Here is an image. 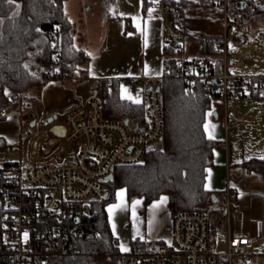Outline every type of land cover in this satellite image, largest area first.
I'll use <instances>...</instances> for the list:
<instances>
[{
  "label": "built area",
  "instance_id": "obj_1",
  "mask_svg": "<svg viewBox=\"0 0 264 264\" xmlns=\"http://www.w3.org/2000/svg\"><path fill=\"white\" fill-rule=\"evenodd\" d=\"M257 1L264 4V0ZM208 5L221 9L219 14H205L203 25L217 28L222 36L221 43L214 44L220 50L222 68L214 72V64L207 62L195 75L214 83L205 84L206 93L211 99L241 98L242 88L248 89L249 80L256 78L262 80L260 87L264 88V74H234L227 69V30H239L250 23L251 17L244 18L240 13L230 17L227 0H209ZM169 11L167 5L162 6L164 44L173 49L170 57L176 58L175 76L188 82L194 72L191 63L202 62L207 55L184 56L185 32L176 21L164 19ZM44 70L52 74L48 67ZM171 70V63L166 62L162 74L149 77L144 122L105 118L102 99L91 96L82 106L55 119L65 127V134L51 133L56 140L46 149H40L51 139L45 131L30 149L41 120L32 119L34 130L27 127L18 131L17 142L7 146L18 154V160L0 155V264H59L68 249L77 250L76 239L94 233L89 203L108 193V175L116 165L144 161L162 138L164 111L159 82L173 76ZM137 83L134 78L130 80L131 86ZM256 87L252 85L253 90ZM191 89L196 91L194 86ZM11 98L18 100L14 111L18 116L34 108L25 91H15ZM6 115L0 113V118ZM224 123L231 132L246 136L236 122L227 123L225 119ZM25 136L26 144L20 140ZM233 200L234 189L227 183L222 197L207 209L171 215L169 238L147 242L143 253L127 255L124 264H264V251L251 250V237L231 231ZM218 246L225 247L218 250Z\"/></svg>",
  "mask_w": 264,
  "mask_h": 264
},
{
  "label": "trees",
  "instance_id": "obj_2",
  "mask_svg": "<svg viewBox=\"0 0 264 264\" xmlns=\"http://www.w3.org/2000/svg\"><path fill=\"white\" fill-rule=\"evenodd\" d=\"M208 1L143 0V11L150 5L161 9L167 5L170 11L164 19L176 21L185 37L196 40L199 54L207 57L197 64L191 63L194 72L185 82L175 76L176 58L170 57L173 49L164 44V63H171L173 76L159 82L164 111L162 138L144 161L114 167L113 178L106 181L107 195L89 203L90 226L94 233L76 239L77 250L68 249L59 258V264H101L107 256L113 264H124L125 254L143 253L147 240L131 239L126 252L116 243L106 205L114 200L117 188H124L127 197L141 198L144 203L168 193L171 215L179 211L205 210L218 199L217 191L204 185L206 168L213 163V148L220 143L208 137L204 130L211 100L205 84L214 83L195 76L205 69L207 62L214 64V72L222 68L220 50L214 46L221 43L222 36L219 31L203 26L205 14H219L221 9L208 5ZM63 3L64 0H13L9 5L7 0H0V113L6 114L18 107V100L11 98L15 91H25L32 86L40 88L49 79H70L84 70L89 54L74 45L75 26L65 13ZM226 10L230 17L240 13L255 21L264 15V4L257 0H227ZM248 26H241L239 30ZM238 31L236 37H239ZM47 67L52 74L45 72ZM32 68L38 70L32 72ZM261 83L260 79H250V87L242 88L241 98L264 97ZM100 85L105 118L144 122L145 99L134 102L122 97L116 80H103ZM252 85L257 86L255 90ZM193 86L195 92H192ZM34 129L31 126V130ZM250 162L253 164L248 166L249 170L264 174V157L253 156L242 164Z\"/></svg>",
  "mask_w": 264,
  "mask_h": 264
},
{
  "label": "crops",
  "instance_id": "obj_3",
  "mask_svg": "<svg viewBox=\"0 0 264 264\" xmlns=\"http://www.w3.org/2000/svg\"><path fill=\"white\" fill-rule=\"evenodd\" d=\"M63 9L75 26L74 45L89 54L87 63L83 65L84 70L70 79H49L40 88L32 86L25 89V92L30 90L27 95L34 104V114L25 118V115L18 116L12 112L4 120L0 119L1 143H5L4 135L17 142L18 131L23 128L25 119L28 127L32 126V119L41 120L39 127L45 130L43 121L48 116L55 114L56 118H60L72 108L82 106L91 96L103 99L100 85L103 80H116L122 97H125L121 93L123 81L128 82L130 89L141 87L134 90L137 98L134 102H141L145 99L149 77L164 72L163 16L160 6L150 5L143 11V0H64ZM216 31L219 30L216 28ZM37 70L32 68L31 71ZM132 78L138 82L135 86L130 85ZM228 101L211 99L210 107L206 110L205 133L220 143L213 148V163L206 168L204 185L209 190L217 191L218 199L224 194L227 183L233 187L231 231L233 234L250 236L254 242V239L264 236V174L248 169L253 162L244 165L242 161L255 154L260 155L262 151L241 148L235 140V135L239 133L225 128L226 119L227 123L236 122L238 128L248 134L243 126L246 119H242L247 114L242 111L237 117H230ZM170 197V194L162 193L149 203L138 198V202L133 201L123 216L128 225L119 224L115 229L110 223L117 245H127L124 252L129 250L133 238L147 242L169 238Z\"/></svg>",
  "mask_w": 264,
  "mask_h": 264
},
{
  "label": "rangeland",
  "instance_id": "obj_4",
  "mask_svg": "<svg viewBox=\"0 0 264 264\" xmlns=\"http://www.w3.org/2000/svg\"><path fill=\"white\" fill-rule=\"evenodd\" d=\"M211 30L216 31V29L214 28H212ZM237 31L238 30H235L234 27H229L227 30L228 71L234 74H264V15L261 16V18H259L258 20L251 21L248 27H243L242 29H240L238 31L240 32L239 37L235 36V33ZM185 43L186 47L184 50V56L187 57L200 55L198 52L197 42L194 38L185 37ZM140 88L141 87L130 89L128 86V82L123 81L121 85V93L123 96L136 101L137 98L134 96V90ZM29 93L30 90H27L25 92V95L30 100V96H28ZM16 110L17 108L15 110L8 111L6 114L9 115V113H12ZM242 111L247 114L246 118L244 117L242 119H246L243 126L248 131V134L246 137L237 134L235 135L236 139H234L237 140V143L241 148L245 147L248 150L258 149L262 151L260 155L255 154L254 156L262 158L264 157V97L235 98L228 101V114L230 117H237V115ZM29 113L30 114L26 115L23 114L25 115L24 117L26 118L28 116H33L32 114H34L32 110H30ZM7 115L1 117L0 119L4 120ZM22 125L23 129L29 126L26 123V119L25 123L22 122ZM44 129L45 130L39 128V130L34 134V137L30 141L31 150L35 148L34 146L36 145V139L45 134L44 131L49 133L51 139L46 144H42L40 149H46L55 142L56 136L52 135L48 131L46 126H44ZM3 139L5 140V144L0 145V155L5 153L9 155L11 160H18V154L16 152H10L7 149L8 144L15 143L14 140H11L12 138H10L9 135H4ZM26 139L27 138L25 136L23 139L24 144H26ZM25 154L26 149H23L22 162L25 161ZM133 201L138 202V198L127 197L124 188L120 187L115 190L114 200L106 205L109 221L112 226L115 227V229L118 228L119 224L128 225V221L124 220L125 218L123 216L126 215L128 207L130 206V204H132ZM126 246H122L121 244H119V248L122 252L125 251ZM224 247L225 246H218L217 248L219 250L223 249ZM251 250L255 252L264 251V236L254 239ZM126 257L127 254L123 256V260H125ZM101 264L113 263L111 262L110 256H107L102 260Z\"/></svg>",
  "mask_w": 264,
  "mask_h": 264
},
{
  "label": "water",
  "instance_id": "obj_5",
  "mask_svg": "<svg viewBox=\"0 0 264 264\" xmlns=\"http://www.w3.org/2000/svg\"><path fill=\"white\" fill-rule=\"evenodd\" d=\"M56 115H52V116H48L44 121H43V125L47 127L48 131L56 136H63L65 134V127L62 124L56 123L54 122L56 119ZM125 122H127V119L124 120ZM34 122L32 121L31 125L33 126ZM1 141H0V145H1ZM152 146H149V148H151ZM109 179L113 178V173L111 172L108 175ZM107 195V192H105V196Z\"/></svg>",
  "mask_w": 264,
  "mask_h": 264
},
{
  "label": "snow or ice",
  "instance_id": "obj_6",
  "mask_svg": "<svg viewBox=\"0 0 264 264\" xmlns=\"http://www.w3.org/2000/svg\"><path fill=\"white\" fill-rule=\"evenodd\" d=\"M7 3L11 5L13 3V0H7Z\"/></svg>",
  "mask_w": 264,
  "mask_h": 264
}]
</instances>
